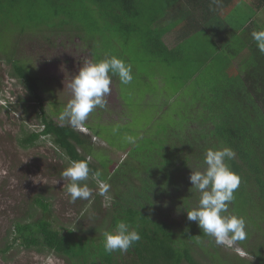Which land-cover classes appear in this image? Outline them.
<instances>
[{"label":"trees","instance_id":"1","mask_svg":"<svg viewBox=\"0 0 264 264\" xmlns=\"http://www.w3.org/2000/svg\"><path fill=\"white\" fill-rule=\"evenodd\" d=\"M41 1L43 9L52 11L49 16L44 14L41 17L32 10L18 13L21 6L36 7L38 0H0V24L4 23L5 18L7 23L12 20L19 24L23 17L25 22L20 32L24 33L37 22L39 33H30L27 37L37 36L40 43L55 45V40L63 35L78 37L85 42L94 61L103 60L107 53L108 57L116 56L126 64L143 62L156 74L161 73L157 69L161 66L159 60L166 66L174 67L179 62L187 64L196 59L188 56L183 60L171 61L165 51L162 40L165 21L159 23L165 19L163 11L173 6L175 0ZM182 1L185 10L196 15L195 20L198 21L224 19L225 11L230 6H238L234 0H218L217 3L213 0ZM253 3L258 9L264 6V0H253ZM80 4L86 8L87 15L83 16L88 24L86 30L80 25L82 20H77V16L83 13L79 9ZM252 14L248 12L241 22L248 21ZM140 18L141 21H138ZM240 20L241 17H238V22ZM144 22L149 34L157 35L151 38L148 34L151 39L147 37L146 44L139 49L123 46L119 38H109L105 42L99 39L102 25V31L111 35L120 32L127 42V32L138 29ZM154 23L157 27H154ZM244 24L233 28L230 38H226L213 54L209 51L210 56L204 53L209 59L191 76L183 78L186 81L184 87L167 94L165 103L168 107L162 109L163 113L171 112L169 105L174 100L179 103V93L187 94L191 85L189 81L196 79L195 74L217 77L208 85L211 91L210 95L204 96L205 99L194 96L192 100L196 101L190 103L185 99L189 107H197L194 114L189 112L194 115V124L186 113L184 124H171L170 120L165 124H155L160 118L158 111V115H152L150 125L146 127L148 135L143 138L139 136L135 144L128 146L119 137L124 135L123 131L127 136L128 130H134L131 127L124 129L131 122L120 125L121 131L115 134L113 127L101 129V132L96 130L110 147L125 151L126 155L120 162L117 157L112 158V154L98 158L99 164L91 161L89 156L94 153V144L89 134L50 117L39 91L40 77L30 71L33 66L27 61L25 64L28 65L25 66L22 58L15 56L18 45L11 55L6 54L7 62L12 66L11 74L26 88L27 97L22 98L24 111L29 114L28 107H34L38 124L36 128L23 129L18 137L19 143L28 147L41 138L51 140L59 157L66 161L64 168L72 160L89 159L90 176L83 183L91 187L92 197L79 200L86 201L85 207L79 211L81 220L64 226L54 218L53 202L48 194L38 192L30 201V216L13 222L9 242L0 246V254L5 257L18 244L28 249L35 248L38 252H55L69 264H203L195 255L196 246L210 255L212 253L207 249L212 246L218 253L214 254L213 259L216 264H231L229 259H233V264H264V53L258 50L251 36L253 30H260L264 26H257L254 20ZM137 55L140 56L138 60L135 58ZM222 57L226 58L225 61L219 60ZM138 73L132 68V74ZM113 79L118 81L119 77L113 76ZM140 81L143 82L142 79ZM126 87L121 85V91ZM55 108L58 113L63 110L58 104ZM85 124L94 131L99 127L93 123ZM171 128L175 129L174 133H171ZM223 147H231L236 152L235 159L227 163L241 177L229 212L244 217L246 221V238L236 241L232 247L216 245L214 238L203 233L198 222L187 219V208L196 207L200 198V193L191 189L190 165L203 170L206 167L203 164L206 150ZM92 173L99 175L93 179ZM97 181L110 185L108 193L111 197L107 204L106 199L103 200L107 194H99ZM39 208L41 214L32 219ZM86 218H91L92 222L83 224ZM118 222L135 227L141 239L125 253H109L102 243L103 234L113 230ZM237 246H241L250 258L228 252Z\"/></svg>","mask_w":264,"mask_h":264},{"label":"rangeland","instance_id":"2","mask_svg":"<svg viewBox=\"0 0 264 264\" xmlns=\"http://www.w3.org/2000/svg\"><path fill=\"white\" fill-rule=\"evenodd\" d=\"M22 3L24 4L23 1ZM80 5L79 9L83 13L77 16V20H82L80 21V25L86 30L88 24L83 19V16L87 15L85 14L86 8L82 4ZM26 10L37 11L41 17H44V14L49 16L52 12L47 8L43 9V1L41 0H38L36 7L31 5L21 6L18 13L22 14ZM233 13L234 11L227 14V10L225 11L226 17ZM245 13L246 11H241L238 15V17H241L240 22L244 19ZM238 17H236L237 22ZM6 19H4L3 24H0V57H2L0 59V246H4L6 241L9 242L8 237L11 234L10 230L12 229L13 222L18 219L24 220L30 216V201L38 192L42 191L48 194L53 202V216L64 226H68L71 223L75 224L81 220L79 211L85 207L84 203L86 202L79 200L75 203L70 202V198L63 188L65 181L61 177L66 161L59 157L58 151L51 140L41 138L35 145L28 147L19 143L18 137L22 130L36 128L38 124L36 123V117H34V107H28L29 114H26L24 111L22 98L24 96L27 97L26 88L22 82L11 74L12 66L7 62V55H11L14 52V47L19 46L18 51L14 53L15 56L22 58L21 61L24 64L27 61L33 66V68L29 69L40 77L38 85L44 99L43 106L49 116L61 124L68 123L59 118L60 113L55 111L56 104L62 106L64 109L72 97V90L70 88L72 79L78 74L85 61H94L88 52L85 42L78 37L72 36V38H69V36L63 35L61 38L55 40V45H47L45 42L40 43L37 36L27 37L30 33H39L40 26L37 22L24 31V33H21L20 31L25 22L23 17H21L19 24L12 20H10V23H7ZM256 20L257 22H261L259 16H257ZM138 21H141V18ZM237 22H234V24H237ZM102 29L104 27L101 25V32L98 35L102 42L109 41V38H119L118 41L123 46H127V48L138 47V49L144 47L150 33L147 31V25L144 22L138 29H134L135 31L127 32L129 40L125 42V38L120 35V32L111 35L112 33H107L106 31H102ZM149 35L152 36L151 38H154L157 34ZM151 38L148 37V39ZM216 48V46L215 48H211L209 45V53L213 54ZM191 53L195 55V61H190L187 64L186 62H179L174 67L166 66L164 62L162 63L159 60L158 63L161 66L157 69L161 73L157 74L155 70L151 71L148 69L143 62L130 64L132 68L139 72V75L132 74L135 77H133L130 84L126 85L127 87L122 90V93L120 81L118 80V83L116 79H113L110 85L111 93L106 97L108 107L106 109H94L85 122L89 124L93 123L95 126L99 125L103 127L102 129L105 128L104 126L113 128L118 126L119 132L121 131L120 125H127L131 122L132 124L124 126V129L129 127L134 129L128 130L129 135L127 136L135 137V143L139 139V136L143 138L144 135H148L146 127L150 125L152 115H158V111H160V118L156 120L155 124H165L169 120L171 124H184V113L189 116V120L195 122L193 114L197 107H189L187 101L188 103L196 101V99L192 100L195 98L194 96L204 97L205 95H210L211 88L208 85L217 77L195 74L194 77L196 79L189 81L191 85L187 94L179 93V103L178 101H173L172 97L170 98V102L173 101L169 105L172 108L171 112L163 113L162 111L164 107H168V104L165 103V97H167L165 94L184 87L183 84L186 81L183 78L191 76L197 69H200L204 64L203 62L209 59L207 55L210 56L209 53H207L206 57L204 53L198 55L197 50H191ZM106 58H109L107 53H105L103 59ZM135 58L138 60L140 56L137 55ZM225 59V57H222L219 60L225 61ZM178 60L183 59L179 58ZM217 60L215 59V61ZM153 61L155 62L156 59ZM27 65L25 64V66ZM157 82L161 86H158ZM151 90L153 94L148 95ZM52 101H55V103L53 104ZM191 111L193 114L189 113ZM188 124H190V121ZM172 126L175 127V125ZM173 130L175 129L171 128V133H174ZM123 134L119 138L124 144L126 142L124 131ZM106 142L98 137V140L95 141L94 153L90 154L89 159L99 164L98 158H102V155L110 156L112 154L111 157H117L116 159H119L120 162L126 155L125 151L119 147H110L109 143ZM129 144L127 142L125 146ZM110 197L109 193H107L106 197L103 198V200L106 199L104 200L105 204L108 203ZM40 214L41 209L39 208L35 211L32 219ZM91 222V218L83 220V224L85 225ZM208 248L207 250H210L212 255L199 246H196L195 255L203 264H216L213 259L214 254L218 255V253L212 246ZM228 252H232L233 255L240 257L250 258L241 246H237L234 251L230 250ZM229 261L233 264V259H229ZM0 264L69 263L63 256L55 252H38L35 248L28 249L16 244L8 251L5 257L0 254Z\"/></svg>","mask_w":264,"mask_h":264},{"label":"clouds","instance_id":"3","mask_svg":"<svg viewBox=\"0 0 264 264\" xmlns=\"http://www.w3.org/2000/svg\"><path fill=\"white\" fill-rule=\"evenodd\" d=\"M217 3L218 0H213ZM257 48L264 53V28L251 33ZM118 76L121 85H128L133 80L132 67L122 59L112 56L100 61H85L78 74L72 79L70 88L72 97L60 113V119L72 128L83 130L84 122L96 108L108 107L107 96L111 93L112 77ZM86 130V129H85ZM119 131L118 126L113 133ZM125 141L135 143V137L125 136ZM236 157L231 147L206 150L203 170L192 168L190 175L191 189L200 193L198 205L187 208V219L198 222L203 233L214 238L219 246L232 247L236 241L246 238V221L244 217L229 212L235 201V191L241 183L240 175L227 163ZM89 159L72 160L64 168L61 177L65 181L66 191L71 203L77 200H89L92 189L83 183L89 179ZM99 173H92L95 179ZM99 194L105 196L110 185L97 181ZM141 239L138 230L125 223L118 222L115 228L103 234L102 243L105 251L113 253L127 252Z\"/></svg>","mask_w":264,"mask_h":264},{"label":"crops","instance_id":"4","mask_svg":"<svg viewBox=\"0 0 264 264\" xmlns=\"http://www.w3.org/2000/svg\"><path fill=\"white\" fill-rule=\"evenodd\" d=\"M175 1L176 2L173 6L163 11L165 19L159 23L160 25L163 21H165L162 40L166 47L165 51H167L168 55H170V58L168 59H171V61H173V59L187 58L188 56L194 58L195 55L191 53V50H197L199 55L200 53H207L209 51V45L211 48H215V46L221 47L226 41V38L228 39L232 35L233 28L238 27L242 23H245L244 25H246L251 20H254L257 26H264V6L258 9L254 5L253 0H234L238 2V6H230L227 14H230L233 11L234 13L228 17L224 14V19L216 20L215 22H213L214 20L211 22L204 19L199 21L195 20L197 18L196 15L193 16L189 13V11L185 10L182 0ZM241 11H246L245 15L250 11L253 12V14L248 21L237 22L235 16ZM257 16L260 17L261 22H257ZM234 22H237V24H234ZM153 25L154 27H157L155 23ZM158 86L161 85L158 83ZM151 94H153V91L148 93V95ZM157 95L159 94L157 93ZM165 95H167V93ZM166 98L167 97H165V100ZM100 127L101 126L97 127L94 131L90 128V126L84 124L83 130L80 131L89 134V137H91L92 142L95 145V141L98 140V137L102 138L96 131L99 130L101 132L103 127ZM104 127L107 128L108 126Z\"/></svg>","mask_w":264,"mask_h":264},{"label":"flooded vegetation","instance_id":"5","mask_svg":"<svg viewBox=\"0 0 264 264\" xmlns=\"http://www.w3.org/2000/svg\"><path fill=\"white\" fill-rule=\"evenodd\" d=\"M232 250V249H231ZM234 251V250H233Z\"/></svg>","mask_w":264,"mask_h":264}]
</instances>
